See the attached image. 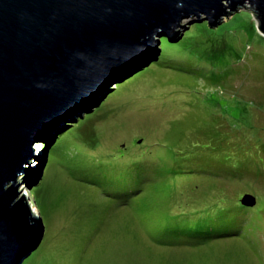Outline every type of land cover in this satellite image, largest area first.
<instances>
[{
	"label": "rangeland",
	"instance_id": "374dc122",
	"mask_svg": "<svg viewBox=\"0 0 264 264\" xmlns=\"http://www.w3.org/2000/svg\"><path fill=\"white\" fill-rule=\"evenodd\" d=\"M196 19H183L184 34L171 44L184 39L180 55L186 70L159 62V42L151 60L111 82L92 104L37 139L34 150L40 156L31 162L34 177L29 181L42 178L31 189L23 184L22 192L27 189L44 234L22 264H264V34L254 11L245 6L215 28L208 21L191 24ZM58 134L56 146L46 154L43 144ZM183 146L207 158L201 177L168 174ZM121 149L127 150L125 159ZM110 155L119 162L103 165L102 170L112 169L109 174L97 166L100 158L112 162ZM136 156L145 159L135 160L145 176L160 178V167L168 178L161 177L157 185L145 183L141 193L133 192L134 200L114 201L116 192L134 179L136 163L126 160ZM244 163L260 181L253 175L249 186L210 176L220 166ZM225 193L238 201L245 194L257 199L249 208L258 209H242L245 219L236 226L244 232L238 236L173 246L175 235L155 233L177 205V212L197 205L211 215L216 211L205 200Z\"/></svg>",
	"mask_w": 264,
	"mask_h": 264
},
{
	"label": "water",
	"instance_id": "95a60500",
	"mask_svg": "<svg viewBox=\"0 0 264 264\" xmlns=\"http://www.w3.org/2000/svg\"><path fill=\"white\" fill-rule=\"evenodd\" d=\"M244 6L264 34V0H0V264H22L43 239V221L22 192L42 178L29 181L37 139L151 60L156 37L184 34L183 19L215 28ZM241 202L254 207L257 199Z\"/></svg>",
	"mask_w": 264,
	"mask_h": 264
},
{
	"label": "trees",
	"instance_id": "16d2710c",
	"mask_svg": "<svg viewBox=\"0 0 264 264\" xmlns=\"http://www.w3.org/2000/svg\"><path fill=\"white\" fill-rule=\"evenodd\" d=\"M160 42H161L160 44L161 56L159 58V62L167 64V66L173 67L177 70H186V68L182 67L184 60L181 58L180 55L182 50L181 46L184 45V39L176 45H171L175 43H172L168 37L160 38ZM176 58H180L179 63L175 61ZM190 71L195 72V69L190 67ZM69 126L70 125L65 126V128H63L62 130L64 131V129H67ZM60 137H61L60 134H58L51 141H49L48 143L45 142L43 144L42 147L46 151V154L50 155L49 152L50 148L53 145H54L53 148L56 146L58 142L57 139L59 140ZM135 143L138 144L139 140L138 139L135 140ZM185 147L187 146L180 147L179 151H177L175 156L172 158V164L169 169L170 171L168 173L171 178L180 175H184L186 177L197 176V178H199L201 176L198 175H200L201 172L203 174L206 173L201 169L202 162H204V160L207 159L206 157H204L205 155L199 156V154L196 152L189 153L188 151H184L187 150V148ZM189 149L195 150V148L192 147H189ZM126 151L127 150L125 149L120 150V153L122 154L123 157L122 159H125L123 155ZM209 151L212 152V150ZM110 157L109 159H112L113 160L112 162L100 158L97 166L99 167L100 171H108L110 174V172L112 171L111 168H105L103 170L102 168L106 166L108 162L114 163L115 165H116L115 162H119L118 161L119 158L117 155L114 156L110 155ZM210 157L212 158L213 154ZM138 159L142 160L144 158L141 156L138 157L136 156V157H131L126 161L128 162L133 161L134 163H136L135 160L138 161ZM135 166L136 168L133 170L134 172L131 171L132 178L134 179L130 184L129 183L127 184L125 190H123L122 192L120 191L116 192V196L113 197L114 201H118V200L129 201L131 199L134 200L136 198L135 197L136 193L133 192H138L137 194H139L142 192L141 189L143 188V186L157 185L159 184L161 177L162 179L168 178V174L165 171L166 168L162 167L163 168L162 170L159 167L157 176H160V178H158V177H152L151 174L145 176L144 175L145 173H142L143 167L140 170L137 163L135 164ZM220 168L223 169L219 170ZM220 168L217 169L218 171L216 170L215 173H213V175H210L216 178L215 181L216 180L233 181L235 179H238L240 182L249 185V181L251 177L255 175L253 171L248 169L247 163H244L242 166H235L234 164H231L230 167L228 168L222 166H220ZM128 169L129 168H126L127 171ZM110 176L113 177V175ZM255 178L256 181H260V175L257 176L255 175ZM129 179L130 178H127L126 181L128 182ZM147 181L151 182V184H148ZM241 199L239 201L235 199L233 200L232 198H230V196H228L225 193L223 196H220L219 198H216L213 201H208L210 199L205 200L210 206V210L216 211V213H213L211 215H209L210 212H207V210H204L203 207L197 205L196 208H193L191 211H188L187 208H182L181 212H177L176 210L180 207L177 205V208H174L175 213L172 214L173 216H168L167 218L164 217L159 222V224H157V226H159L158 228H160L161 230L158 229L159 231L155 233L160 234L162 232V235L160 236L163 237V234L166 232L167 235H164V238L175 235L176 241L172 243L173 246H175V243L176 244L181 242L184 243L185 241H189L187 242V244L195 245V246L206 245L209 242H213L215 240L236 237L238 236V234H241V232H244L240 226H236V224L239 223L241 224L243 222V218L245 217L242 213L243 212L242 209H250V210L258 209V207L251 209L249 207L244 206L241 202ZM197 217H199L200 219ZM190 224L193 225L190 226ZM177 228L179 229L177 230ZM222 228L225 230H221ZM160 244H167V243H160Z\"/></svg>",
	"mask_w": 264,
	"mask_h": 264
},
{
	"label": "bare ground",
	"instance_id": "6f19581e",
	"mask_svg": "<svg viewBox=\"0 0 264 264\" xmlns=\"http://www.w3.org/2000/svg\"><path fill=\"white\" fill-rule=\"evenodd\" d=\"M61 125V124H60ZM60 125H59V127H60ZM59 127H57V128H55L54 130H53V132H55ZM52 132V133H53ZM52 135V134H51ZM38 156H40L39 154H38ZM37 156V157H38ZM32 157H34V158H32ZM31 158H30V162H32V163H34L35 161H37V159H36V156H32ZM30 167H32V164L30 163ZM23 186H25V185H23ZM25 188V187H24ZM27 191V189L25 188V191H24V194H25V196H28V191ZM28 198V197H27ZM33 212L34 213H36V214H38L36 211H35V209L33 208ZM151 251V250H150Z\"/></svg>",
	"mask_w": 264,
	"mask_h": 264
},
{
	"label": "clouds",
	"instance_id": "9594fccd",
	"mask_svg": "<svg viewBox=\"0 0 264 264\" xmlns=\"http://www.w3.org/2000/svg\"><path fill=\"white\" fill-rule=\"evenodd\" d=\"M37 157V155H35Z\"/></svg>",
	"mask_w": 264,
	"mask_h": 264
}]
</instances>
